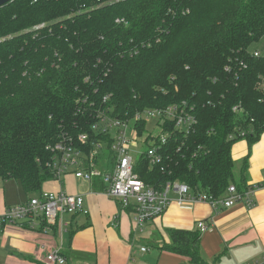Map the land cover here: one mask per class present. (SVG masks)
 I'll return each instance as SVG.
<instances>
[{
  "label": "trees",
  "instance_id": "1",
  "mask_svg": "<svg viewBox=\"0 0 264 264\" xmlns=\"http://www.w3.org/2000/svg\"><path fill=\"white\" fill-rule=\"evenodd\" d=\"M262 38L264 0H12L0 7V180L31 198L53 179L47 146L61 135L102 140L92 130L97 110L132 118L176 105L195 123L184 131L165 119L161 163L138 159L139 179L213 197L231 184L245 190L231 148L239 132L249 146L264 132L256 89L264 56L250 49ZM135 125L140 135L146 130ZM168 233L161 249L206 264L199 232Z\"/></svg>",
  "mask_w": 264,
  "mask_h": 264
},
{
  "label": "crops",
  "instance_id": "2",
  "mask_svg": "<svg viewBox=\"0 0 264 264\" xmlns=\"http://www.w3.org/2000/svg\"><path fill=\"white\" fill-rule=\"evenodd\" d=\"M231 158L237 176L244 169L247 186L263 184L264 132L251 146L245 139L236 141ZM67 182L79 189L68 192ZM45 188L82 196L86 213L64 214L51 226L26 222L6 226L0 233V264H45L52 248L60 249L65 264H143L138 260L147 264L151 252L157 255L154 264H189L185 257L161 247L169 243V230L198 232L199 221L209 226L199 240V255L206 264H252L264 257V187L253 194L252 207L238 203L213 210L204 203L177 206L172 202L135 234L130 212L120 210L118 200L103 195L97 180L88 183L68 172L60 180L50 179ZM3 193L1 189L0 212L27 200L6 202ZM143 247L144 253L140 252Z\"/></svg>",
  "mask_w": 264,
  "mask_h": 264
},
{
  "label": "built area",
  "instance_id": "3",
  "mask_svg": "<svg viewBox=\"0 0 264 264\" xmlns=\"http://www.w3.org/2000/svg\"><path fill=\"white\" fill-rule=\"evenodd\" d=\"M260 56L257 51L253 53L255 58ZM256 89L264 96V74L258 77ZM106 99L103 98L102 102H106ZM232 111L238 112V106ZM94 118L92 130L102 135V140L100 138L99 142L93 141L88 134L61 135L57 142L46 147V151L51 154L47 167L56 180H60L68 172H73L76 179L88 183L97 180L101 183L103 195L118 200L120 210L129 209L134 234L142 232L147 221L161 216L172 202L177 206L204 203L213 210L229 209L238 203L252 207L253 194L264 187V183L247 186L240 192L231 184L224 196L213 197L204 192L193 194L186 184L180 182L168 181L159 187L144 184L134 172V166L141 157L146 158L149 168L161 163L159 150L166 145L168 136L163 131L162 122L169 119L173 121V127L184 131L190 130L195 123V117L182 107L170 105L162 109H148L136 113L132 118L118 116L112 107H103L95 112ZM150 120L158 127V135H153L148 129L147 124ZM139 122H143L146 128L141 135L135 125ZM237 136L244 139L245 133L239 132ZM104 138L109 140L107 149L103 142ZM88 143H91L93 148L85 152L83 148ZM140 145L145 146V151L139 153L137 147ZM199 151L201 149L197 147L194 156ZM131 152L139 154L136 162L130 156ZM1 182L0 180V185ZM172 195H175V198H172ZM83 204V197L79 195L41 191L25 202L0 212V233L6 226L20 222L32 226L54 225L64 214L86 213ZM196 229L202 234L209 226L199 221L196 223ZM140 252L144 253L146 249L140 248ZM65 263L60 249L52 248L47 251L45 264ZM252 264H264V257Z\"/></svg>",
  "mask_w": 264,
  "mask_h": 264
},
{
  "label": "rangeland",
  "instance_id": "4",
  "mask_svg": "<svg viewBox=\"0 0 264 264\" xmlns=\"http://www.w3.org/2000/svg\"><path fill=\"white\" fill-rule=\"evenodd\" d=\"M250 49H258L263 55H264V38H262L259 42H254L250 45ZM148 129H150L153 133V135H158L159 134V129L158 127L155 125H153V121L150 120V122L147 124ZM137 149H139V153L145 151V146L144 145H140L139 147H137ZM137 153L131 152L130 156L133 158V161L136 162L137 158H138ZM235 173H237L236 168L234 169ZM49 180L45 181L44 184L41 187L42 192H47L48 189H46V185L48 184ZM66 188L68 189L67 191L70 192V190H77L79 189L76 184H71L70 182H67L66 184ZM3 190V196L5 197L6 202H18L21 200H26L29 198L28 195H25L24 192L22 191L21 186L13 181V180H8L5 182H1L0 185V190ZM136 251V250H135ZM151 259L147 264H154L155 260H156V253L155 252H151ZM261 261V260H260ZM143 264V261H139ZM254 263V262H253Z\"/></svg>",
  "mask_w": 264,
  "mask_h": 264
},
{
  "label": "water",
  "instance_id": "5",
  "mask_svg": "<svg viewBox=\"0 0 264 264\" xmlns=\"http://www.w3.org/2000/svg\"><path fill=\"white\" fill-rule=\"evenodd\" d=\"M12 0H0V7L4 6L5 4L11 2Z\"/></svg>",
  "mask_w": 264,
  "mask_h": 264
}]
</instances>
